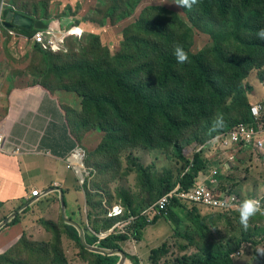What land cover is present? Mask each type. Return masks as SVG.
I'll return each mask as SVG.
<instances>
[{
  "label": "rangeland",
  "instance_id": "374dc122",
  "mask_svg": "<svg viewBox=\"0 0 264 264\" xmlns=\"http://www.w3.org/2000/svg\"><path fill=\"white\" fill-rule=\"evenodd\" d=\"M111 1L113 0H4V4L10 6V3L13 5L10 7L35 20L48 22L50 25L54 23L64 33L80 26L81 23L90 24L85 30L79 27L84 31L82 36L66 38L64 50L58 54L78 55L81 47L84 48L90 43L86 35L94 31L99 36L103 52L101 50L97 55L91 53L88 55L94 61H107L114 67L117 65L116 57L119 55L125 57L123 67H134L144 62L142 57L149 50L140 45L138 40L147 37L135 26H129L140 15L149 22L161 21L166 29L177 32L175 36L185 40L190 52L204 55L207 64L213 68L212 73L216 75L228 77L229 71L218 66L219 63L222 65L223 61L219 60L217 64L214 60L211 52L215 42L213 34L220 36L224 59L241 58L235 56L240 54V50L236 48L234 42L227 44L224 40V33L232 26L225 24L221 27L220 21L215 17L210 19L203 17L199 13L198 4L188 10L178 7L175 0H143L130 19L114 25V18L106 12L107 7L113 6ZM116 1L129 10L125 0ZM151 6L158 9L148 10ZM121 14L117 13L114 17ZM127 26L129 27L125 28ZM57 30L56 27L53 33ZM246 35L250 36V32ZM236 42L240 45L242 40ZM96 45V41L92 40L89 50ZM250 53L255 58L262 55L259 49ZM70 58L58 62L65 70V74L59 82L48 80L50 86L67 84L69 89L75 87L77 78L73 69L79 64L83 65L86 60L76 58L74 62H70ZM255 63L259 64V61L255 60ZM46 69L45 61L41 62V54L34 49L30 40L22 41L21 47L18 40L13 42L9 36L2 41L0 71L5 70L12 76V85H25L27 83L25 78L28 76H31L32 82H44ZM261 74L263 75L260 76ZM62 92L72 93L65 89ZM249 104L264 107V66L247 73L246 78L241 79L237 91L221 101V105L214 112L215 115H205L196 120L195 124L182 134L177 140L181 149L180 158L176 152L172 154L170 151H148L143 146L119 152H116L115 148L106 149L103 145L105 134L101 130L93 128L86 130L85 127H80L87 118L82 113L81 98L78 96V102L71 101L73 106L71 120L79 147L84 152L83 165L88 175L82 188L79 187L74 170H71L76 179L74 187L85 197L87 210L80 206L82 196L76 199L74 195L66 196L65 216L76 224L74 228L78 233L81 229L83 239L75 244L67 237L63 224L71 223L64 221L63 208L56 207L53 212L50 200L44 199L38 205L31 204L28 207L29 211L30 209L34 211L30 220H26L28 229L17 245L1 255L0 264H95V257L90 251L80 247H84V234L88 235V231L91 230L90 234L98 237V240H103L111 234L126 232L127 227L143 217L147 222H152L156 202L166 196L164 192L167 189L184 191L178 182L188 170L194 155L202 157L208 155L204 147L199 148L203 143L226 130L231 134L233 132L231 129L238 124L247 126L253 124V119L247 123L243 120ZM220 112L222 113L216 114ZM218 117L222 118V126L213 130V123ZM239 152L243 153L239 154L243 156L240 164L236 160L235 162L229 160L230 163L220 162V157H223L221 150L211 153V162L204 161L205 168L198 173L193 185L187 189L192 190V193L198 186L210 190L215 182H219L217 190L222 200L205 202L203 197L190 200L177 194L176 197L180 198L182 203L176 199L186 206L184 210L189 213L187 217L182 214V217L185 216L183 220L185 228H176L170 221L159 218L155 224L148 225L142 230L141 240H134L130 235L127 241L120 242L119 251L129 255L137 264H190L198 251L208 252L207 254L230 253L234 264H264V256L256 253L258 248H264V215L257 214L251 218L249 227L245 230L239 222L238 211V205L249 198L260 199L264 205V139L261 141L260 149L252 142L229 140L228 158ZM140 168L145 175L139 172ZM148 175H151L152 179L147 185ZM228 195L235 196L232 198L234 201L230 202L233 204L231 208L225 206ZM114 205L122 207L123 216L108 217L107 210ZM24 207L23 205L22 208ZM29 211L20 214V221L29 214ZM8 214V210L0 211V224ZM104 232L108 234L101 237ZM237 252L240 256L235 257ZM191 254L189 263L187 259ZM134 260L128 259L126 264H131Z\"/></svg>",
  "mask_w": 264,
  "mask_h": 264
},
{
  "label": "trees",
  "instance_id": "16d2710c",
  "mask_svg": "<svg viewBox=\"0 0 264 264\" xmlns=\"http://www.w3.org/2000/svg\"><path fill=\"white\" fill-rule=\"evenodd\" d=\"M141 1L143 2V0H125L129 5L128 10L121 3L113 0L111 1L113 6L107 7L106 12L114 18L113 22L116 25L129 18ZM9 5L13 6L10 3ZM149 8L151 10L158 9L155 6L148 7V10ZM198 8L203 17L207 19L215 17L216 20H219L221 27L225 24L232 26L224 33V40L227 44L234 42L236 48L240 50V54L235 56H241V58L224 59L220 36L212 35L215 41L211 51L214 60L217 64L219 60L224 62L222 65L219 63L218 66L229 71L228 77L212 73L213 68L207 64L204 55L190 52V47L185 43V40L175 36L177 32L166 29L161 21L149 22L140 15L129 26H135L140 33L147 37L138 40L140 45L149 50L142 57L143 63L134 67H123L122 62L125 57L122 55L116 57L118 60L116 67L107 61H94L88 53L97 55L102 48L99 36L88 33L86 37L90 39V43L84 48L81 47L78 55L74 53L58 54L62 51L44 52L34 46V49L41 54V62L45 61L47 69L44 82L35 81L32 84H41L51 92L64 91L65 89L76 93V96L78 94L81 98L82 113L87 118V121H83L80 127L83 126L86 130L92 128L101 130L105 134L103 145L106 149L115 148L116 152H119L127 148L143 146L148 151H170L172 154L176 152L181 158V149L177 140L182 134L193 126L196 120L205 115L210 116L211 114L212 116L221 105V101L237 91L241 79L246 78L247 73L252 69H261L264 66V41L258 39L256 35L259 29L264 28V0H198ZM7 11H11V9L7 8ZM117 13L122 14L114 17ZM142 15H144V11H142ZM109 17L107 16V18ZM14 30L28 38L36 31L18 27H14ZM248 32H250V36L246 35ZM92 40H95L97 45L89 50ZM241 40L242 43L238 45L236 41ZM177 45L182 46L188 53V63L178 64L176 62L174 48ZM258 49L262 55L255 58L250 52ZM67 57H71L70 62H74L76 58L86 60L83 65L79 64L73 69L76 72L75 78H77L75 87L69 89L67 84H58L57 87L50 86L48 80L58 82L62 80L65 70L58 65V62ZM255 60H258L259 64H256ZM250 106L251 104L247 106L245 112L247 114L243 118L246 123L252 120ZM204 168L205 163L201 156L194 155L188 170L178 182L180 188L182 190L189 189L195 182L198 173ZM139 172L145 175L141 168ZM151 179V175L146 176L147 185ZM168 191L170 190L167 189L164 193ZM185 207L173 200L171 206L165 211L166 213L155 216L152 222H147L143 217L127 227L126 232L117 235L111 234L103 240H98L87 230L89 234H84V244L97 246L99 249L118 251L119 243L127 241L130 235L134 240H141L142 230L148 225L155 224L159 218L170 221L176 228H185L183 220L189 214L184 210ZM1 208L0 205V210ZM27 210L28 208L21 213L23 214ZM21 213H17L1 225L4 220L0 224V231L19 223ZM183 213L185 216L182 217ZM9 215L5 217L7 218ZM5 217L4 219H6ZM63 229L72 242L80 243L79 234L73 225L64 223ZM80 247L85 250L82 246ZM90 253L95 257V264H117L119 261L118 255L103 256ZM207 253L201 256L196 255L192 261V257L187 260L189 263L191 261L190 264H234L230 253ZM127 259L134 260L129 255H127ZM131 264L137 263L134 260Z\"/></svg>",
  "mask_w": 264,
  "mask_h": 264
},
{
  "label": "crops",
  "instance_id": "0c3cea01",
  "mask_svg": "<svg viewBox=\"0 0 264 264\" xmlns=\"http://www.w3.org/2000/svg\"><path fill=\"white\" fill-rule=\"evenodd\" d=\"M88 25L82 24L81 28L86 29ZM14 31L16 35L9 37L13 42L18 40L21 47L22 41H27L21 38L23 34ZM3 37L7 34L1 36L0 48ZM25 79V85H12V76L5 70L0 71V135L4 137L0 149L1 210L15 213L27 202L36 206L49 199L54 212L60 207L56 188L63 191L65 198L82 196L80 206L87 210L85 197L74 187L75 176L64 163L66 156L79 146L71 120V101L78 102V97L74 93L51 92L41 84H32L31 76ZM36 189L47 194L33 199L30 193ZM33 212L30 209L19 223L0 231V255L23 238L28 229L26 220ZM204 253L207 252L198 251L196 255Z\"/></svg>",
  "mask_w": 264,
  "mask_h": 264
},
{
  "label": "clouds",
  "instance_id": "9594fccd",
  "mask_svg": "<svg viewBox=\"0 0 264 264\" xmlns=\"http://www.w3.org/2000/svg\"><path fill=\"white\" fill-rule=\"evenodd\" d=\"M175 4L178 6V7H180V8H183V9H188V10H191L192 8H193V6L194 5H197L198 4V0H175ZM7 8H10L11 9V11H13V12H15V13H18V14H25V13H21V12H16L17 10H15V9H13L12 7H10V6H8V5H5V7L3 8V11H2V19H3V26L1 27V32H2V34L3 33H6L7 34V36H15L16 34H15V31H14V27H12V28H7L6 26H5V24H4V19H5V16H4V13H6V12H10V11H7ZM27 15V14H26ZM30 17V16H29ZM31 19H33L32 17H30ZM128 19H130V18H128ZM128 19H125L124 21H126V20H128ZM33 20H35V19H33ZM39 21V20H38ZM124 21H122V22H124ZM41 22V21H40ZM43 25H45L46 26V28L45 29H34V30H36L33 34H32V36L30 37V38H28L27 36H23V37H21L23 40H25V41H31L32 42V44L34 45V46H37L38 48H40V50H42V51H44V52H50V53H55V52H58V51H63L64 50V42H65V40H66V38H68L69 36H76V35H79V37L80 36H82L83 35V33H84V31H81V29H79V27L81 28V25L82 24H84V23H81L80 24V26H76V27H73V28H76V30H78L79 31V33H75V34H72V29H70V30H67V33H64V32H61L60 30H59V26L58 25H56V24H48V23H45V22H41ZM121 23V22H120ZM132 23V22H131ZM119 24V23H118ZM90 25V24H89ZM88 25V26H89ZM129 25V24H128ZM57 27V32H55V33H53V34H56V36L58 37V38H61L62 36H64V38H63V44H62V46L61 47H59V49H57V50H54V51H50V50H43L42 48H41V46L39 45V44H36L33 40H32V37H33V35L35 34V33H37V32H42V31H46V30H48V29H52V30H54L55 28ZM6 29H10V30H12L13 32H14V35H9L7 32H6ZM30 29H33V28H30ZM30 29H28V30H30ZM83 30H85V28H82ZM256 35H257V38L258 39H260V40H262V41H264V28H261V29H259L258 31H257V33H256ZM1 38V37H0ZM174 56H175V59H176V62L178 63V64H185V63H188L189 62V56H188V53L184 50V48L182 47V46H179V45H177L175 48H174ZM251 105H253V104H251ZM250 108V107H249ZM250 110V109H249ZM253 112L254 113H258L259 112V108L257 107V108H254L253 109ZM252 117V116H251ZM253 119V118H252ZM220 126H222V118H220V117H218L215 121H214V123H213V130H215L217 127H220ZM223 132H227V130L226 131H223ZM220 133H222V132H220ZM217 135H219V133L218 134H216L215 136H213V137H211L209 140H207L205 143H203L201 146H203V145H205L207 142H209L211 139H213V138H215ZM0 136H2V135H0ZM2 138L4 139V137L2 136ZM3 146V145H2ZM0 149H2V147H0ZM79 151L78 153L80 154V156L79 157H77V159L79 158V161H80V164L79 163H77L78 162V160L77 159H71L70 160V162L71 163H69V161H68V159L69 158H71L70 157V155L72 154V153H74L75 151ZM74 152H71L69 155H67L66 156V158H65V160H64V163H65V167H66V169L67 170H69V171H71L72 172V170H74V172H75V174L77 175V178H78V180H79V187L80 188H82L83 187V185H84V182H85V180H86V177H88V175L86 174V170H85V168H84V165H83V159H84V152H83V150L78 146L77 147V149L75 150ZM239 154H243L242 152H239V153H237V155H234V160L232 161V162H235V160L237 161V163H241L242 161H243V156L242 155H239ZM210 154H208L207 156H205V157H202L201 156V158H202V160L203 161H208V162H211V159H210ZM223 159V160H222ZM221 160L222 161H226V162H229L227 159H224V155H223V157L221 158ZM230 163V162H229ZM78 168V169H77ZM72 169V170H71ZM79 170V171H78ZM83 180V183L82 184H80V180ZM218 187H219V182H216V188H215V190H216V192L217 193H219L218 192ZM213 188V187H212ZM57 189H60V188H56V190ZM36 190H38V189H36ZM61 190V189H60ZM173 190H175V189H173ZM173 190H170V191H168L167 193H165V195L166 194H168V193H170L171 191H173ZM32 191H34V190H32ZM32 191H31V193H30V196L33 198V199H39V198H41V197H43V196H45L47 193L45 192V193H42L40 190H38V191H40L41 192V194H40V196L39 197H35V196H33L32 195ZM184 191H187V189L186 190H184ZM61 192H62V195H63V191L61 190ZM176 192L177 193H179V192H181V190L180 189H177L176 190ZM235 198V196L234 195H228L226 198H228V202H225V206L226 207H228V208H231V207H233V204L232 203H230V202H232V198ZM60 199V198H59ZM173 200H176V201H178L177 199H176V197H174L173 199H172V201ZM63 201H64V203H65V197H64V195H63ZM234 201V200H233ZM85 202H86V200H85ZM179 202V201H178ZM28 203V202H27ZM59 203H60V201H59ZM30 204H32V203H30ZM172 204V203H171ZM171 204H170V206H171ZM86 205H87V203H86ZM30 206V205H29ZM28 206V207H29ZM27 207V208H28ZM60 207H61V205H60ZM115 207H119L120 209H121V214L120 215H117V216H109V214L110 213H112V209L113 208H115ZM26 208H24V209H22L21 211H19L18 213H21L23 210H25ZM62 209V208H61ZM238 211H239V222H240V224H241V226L245 229V230H247L248 229V227H249V221H250V219L251 218H253L254 216H256L257 214H260V215H264V205H262L261 204V201H260V199H255V198H249V199H245V200H243L239 205H238ZM16 214H17V212H15ZM162 213H166V212H161V213H159V214H157V213H155V216H160ZM13 214V213H12ZM107 214H108V217L109 218H115V217H121V216H123L124 215V211H123V209H122V207H120L119 205H114V206H112V208H110V209H108L107 210ZM11 215V214H10ZM9 215V216H10ZM70 220H72V219H70ZM85 220L87 221V219L85 218ZM6 223V222H5ZM86 223V226H87V222H85ZM4 223H2L1 225H3ZM129 224H131V223H129ZM72 225V224H71ZM74 226V225H73ZM89 231H91V230H89ZM108 231V230H107ZM79 234V233H78ZM103 234H108V233H106V232H104ZM101 237H103L102 235H101ZM98 238V237H97ZM86 245V244H85ZM86 246H88V247H96V248H98L97 246H91V245H86ZM84 248V247H83ZM85 249V248H84ZM99 249V248H98ZM86 250V249H85ZM120 250V249H119ZM92 253H95V252H92ZM256 253H257V255H259V256H264V248H258L257 250H256ZM125 254V253H124ZM100 255H102V254H100ZM104 256V255H103ZM119 256V255H118ZM238 256H240L239 255V253L237 252L236 254H235V257H238ZM125 257H126V261L128 260L127 259V255L125 254ZM119 260H120V256H119ZM119 262V261H118ZM117 262V263H118ZM126 264V263H125Z\"/></svg>",
  "mask_w": 264,
  "mask_h": 264
},
{
  "label": "built area",
  "instance_id": "2783aa9c",
  "mask_svg": "<svg viewBox=\"0 0 264 264\" xmlns=\"http://www.w3.org/2000/svg\"><path fill=\"white\" fill-rule=\"evenodd\" d=\"M4 7H5L4 0H2L0 4V37L2 36V32H1V27L3 26L2 11ZM6 32L9 35H14V32L10 29H6ZM63 38L64 36H62L61 38H58L56 34H53L52 29H48L46 31L35 33L32 37V40L36 44H39L43 50L54 51V50L59 49V47L62 46ZM257 107L259 108V112L254 113L253 109ZM250 114L253 118L252 125L247 126V125L238 124L233 129H231L233 130L231 134H228L227 133L228 131L219 133V135H217L215 138L211 139L209 142H207L205 145L199 148L204 147V151L210 155L211 153L217 150H221L224 155V159H227L228 161L234 160V156L228 158V155H229L228 154V143H229V140L231 139H233L236 142H241V141H243L244 143L252 142L258 149H260L261 141L264 139V107L257 106L254 104L251 105ZM2 145H4V139L2 138V136H0V147H2ZM78 152L79 151L77 150L70 155L71 158L68 159L69 163H71L70 160L72 158L77 159V157L80 156ZM222 160H220V162ZM82 183H83V180L81 179L80 184ZM212 187L213 188H211L210 190H205L203 187L198 186L197 188L194 189L195 192L193 193L191 192L192 190L191 191L187 190V191H183L179 193H177L176 190H173L170 193L166 194V196L162 197L159 201L156 202L155 213L159 214L161 212L167 211L168 207L172 203V199L176 197L177 194H181L182 197L189 198L190 200H193L196 197H203L205 202H208V200H222L219 193H217L215 190L216 182L213 184ZM40 194L41 192L38 190L32 191V195L35 197H39ZM178 200L181 202L180 198H178ZM225 202H228V198H226ZM116 209L118 210L117 212L115 211ZM120 214H121V209L119 207H115L112 209V213H110L109 216H117Z\"/></svg>",
  "mask_w": 264,
  "mask_h": 264
},
{
  "label": "water",
  "instance_id": "95a60500",
  "mask_svg": "<svg viewBox=\"0 0 264 264\" xmlns=\"http://www.w3.org/2000/svg\"><path fill=\"white\" fill-rule=\"evenodd\" d=\"M4 16H5L4 24L7 28L18 27V28L26 29V30H28L30 28L39 29V30L46 28V26L43 25L40 21L33 20L26 14H18V13H15L13 11H10V12L4 13ZM57 191L59 192V195H60L59 201H60L61 208H63L62 216H63L64 221H67V222L76 226V224L73 221L68 220L66 218V216H65V203L63 201V195H62V192L60 189H57ZM29 205H30V203H28L27 205H24L25 206L24 208H27ZM24 208H21V210ZM18 212L19 211H17V213ZM15 215H16V213H13L10 216H8L3 223L7 222L9 219L14 217ZM80 235H81V238H80ZM79 238H80V242H81V240L83 239V232L81 231V229H80V233H79ZM84 247H85V249L89 250L90 252L100 253L102 255H119L120 260L117 264H125L126 263V257L122 251H119V250L118 251L117 250H103V249H98L96 247H88L85 244H84Z\"/></svg>",
  "mask_w": 264,
  "mask_h": 264
},
{
  "label": "bare ground",
  "instance_id": "6f19581e",
  "mask_svg": "<svg viewBox=\"0 0 264 264\" xmlns=\"http://www.w3.org/2000/svg\"><path fill=\"white\" fill-rule=\"evenodd\" d=\"M72 34H74V33H79V31L78 30H76V28H72ZM78 160V162L77 163H79L80 164V161H79V158L77 159ZM116 212L118 211L117 209L115 210ZM106 234H102V236H105Z\"/></svg>",
  "mask_w": 264,
  "mask_h": 264
}]
</instances>
